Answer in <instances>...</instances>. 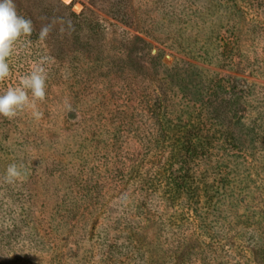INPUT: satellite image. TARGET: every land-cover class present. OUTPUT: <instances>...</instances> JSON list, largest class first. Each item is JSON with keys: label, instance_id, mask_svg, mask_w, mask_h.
<instances>
[{"label": "rangeland", "instance_id": "rangeland-1", "mask_svg": "<svg viewBox=\"0 0 264 264\" xmlns=\"http://www.w3.org/2000/svg\"><path fill=\"white\" fill-rule=\"evenodd\" d=\"M14 3L0 264H264V0Z\"/></svg>", "mask_w": 264, "mask_h": 264}, {"label": "clouds", "instance_id": "clouds-1", "mask_svg": "<svg viewBox=\"0 0 264 264\" xmlns=\"http://www.w3.org/2000/svg\"><path fill=\"white\" fill-rule=\"evenodd\" d=\"M51 30V25H44L38 34L39 39H45ZM33 32L31 19L17 13L14 0H0V81H4L10 74L7 59L12 55L15 43L22 36L30 37ZM47 73L43 67V61L20 78L19 85L9 87L0 94V116L9 120L15 118L19 111L26 107H34L36 101L45 99V81ZM31 94V99L29 96ZM35 118H40V113L34 111ZM21 171L17 164H9L6 168L3 180L12 183L20 178Z\"/></svg>", "mask_w": 264, "mask_h": 264}, {"label": "trees", "instance_id": "trees-1", "mask_svg": "<svg viewBox=\"0 0 264 264\" xmlns=\"http://www.w3.org/2000/svg\"><path fill=\"white\" fill-rule=\"evenodd\" d=\"M22 14H24V13H22ZM27 14V13H26ZM21 15V14H20ZM25 17L27 16V15H24ZM178 186L181 188V187H183V184H182V182L180 181H178Z\"/></svg>", "mask_w": 264, "mask_h": 264}]
</instances>
